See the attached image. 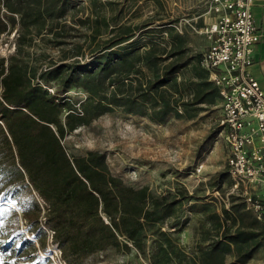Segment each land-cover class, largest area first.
I'll list each match as a JSON object with an SVG mask.
<instances>
[{
	"label": "trees",
	"instance_id": "obj_1",
	"mask_svg": "<svg viewBox=\"0 0 264 264\" xmlns=\"http://www.w3.org/2000/svg\"><path fill=\"white\" fill-rule=\"evenodd\" d=\"M74 1L0 0V38L17 30L16 52L0 56V264H53L28 237L34 235L46 251L48 232L66 264L133 249L148 264H228L230 257L247 264L264 247V227L238 198H231L229 209L218 208L215 198L204 202L209 215L188 248L161 224L182 230L187 221L179 210L203 197L186 189L155 196L149 186L135 187L114 175L105 153L69 152L66 136L114 106L148 116L151 101V117L162 123L170 114L181 115V106L194 117L201 105L220 99L201 66L202 54L189 53V31L169 29V50L151 42L140 53L133 39L147 24L123 21V8L114 0H87L84 16L79 14L85 7ZM69 8L71 22L65 18ZM36 38L58 48L59 57L32 52ZM87 55L92 60L82 62ZM142 66L151 70L145 81ZM188 67L196 77L193 96L173 103L161 89ZM52 83H59L54 93ZM114 84L109 98L100 96ZM72 85L89 92L81 112L63 97Z\"/></svg>",
	"mask_w": 264,
	"mask_h": 264
},
{
	"label": "rangeland",
	"instance_id": "obj_2",
	"mask_svg": "<svg viewBox=\"0 0 264 264\" xmlns=\"http://www.w3.org/2000/svg\"><path fill=\"white\" fill-rule=\"evenodd\" d=\"M114 1L117 2L118 9L123 8V21L147 24L137 31L133 39V46L138 52L147 50L151 42H157L160 48L166 47L169 50V29L180 32L175 25H179L183 32L189 31L191 55L202 54L206 50L208 39L196 33L186 21L193 20L194 24L202 25L207 16L208 0ZM74 3L79 9L85 7L80 16L88 14L87 0H75ZM72 11L73 9L69 8L65 13L68 22H71ZM16 38V29L1 36L0 56L8 57L16 52ZM36 44L31 48L32 52L40 54L44 50L51 58L59 57L58 48L44 44L39 38H36ZM87 57V60L81 58L82 62L92 60L89 55ZM48 60L43 61V66L47 65ZM150 75L151 70L142 66L139 73L141 79L145 81ZM175 77L176 83L166 84L161 89L162 94L173 103L182 104L193 96L191 82L196 77L191 67L183 69ZM116 85L108 86L100 96L109 98ZM52 86L56 89L59 83H52ZM134 90L133 95L136 97L137 90L136 88ZM63 97L74 104L76 111L81 112L89 92L83 87L72 85ZM157 108H161V105ZM201 108L194 117H190L181 106V115L170 114L160 123L151 117L153 114L151 101L147 103L148 116L131 114L126 112L124 107L114 106L110 111L93 119L90 125L70 132L66 136L65 145L70 153L76 155H86L92 150L105 153L114 175L135 187L149 186L155 196L186 189L190 194L203 197L202 202H191L179 210L178 214L187 221L182 230H172L168 222L161 224L164 230L170 231L174 238L189 248L197 240L196 232L200 223L206 221L209 215L210 211L204 204L212 202L213 191L218 184L223 195L228 191L230 183L226 175L227 148L223 141L216 139L221 116L220 99L216 105H201ZM67 112L69 109H65L64 115ZM213 203L220 208L218 200L215 199ZM51 234L48 232L46 251L41 249L34 235L28 237L34 240L42 257L50 258L53 264H62L60 253L56 251V245L52 244ZM83 264H148V262L133 249L132 252L117 253L114 250L98 252ZM228 264H236L234 257H230ZM247 264H264V247Z\"/></svg>",
	"mask_w": 264,
	"mask_h": 264
},
{
	"label": "built area",
	"instance_id": "obj_3",
	"mask_svg": "<svg viewBox=\"0 0 264 264\" xmlns=\"http://www.w3.org/2000/svg\"><path fill=\"white\" fill-rule=\"evenodd\" d=\"M254 4L255 0H208L214 20L193 29L209 41L201 66L219 91L216 139L227 148L229 189L225 195L214 190L213 196L227 209L231 198H238L264 225V88L252 71L255 47L264 34L256 24Z\"/></svg>",
	"mask_w": 264,
	"mask_h": 264
},
{
	"label": "crops",
	"instance_id": "obj_4",
	"mask_svg": "<svg viewBox=\"0 0 264 264\" xmlns=\"http://www.w3.org/2000/svg\"><path fill=\"white\" fill-rule=\"evenodd\" d=\"M253 13H254V17H255V21H256L257 26L259 27L260 31L264 34V0H255V4L253 7ZM206 15L207 16L205 17L204 23L202 25L194 24L192 22L193 20H187L186 22H188V24L190 25V27H192V29H193V26L202 27L205 24H209L214 20L213 14L208 13V11H207ZM184 25H186V24H184ZM180 33H183V31ZM208 46H209V43H208ZM208 46H207V48H208ZM252 71H253L255 77L260 81L262 87L264 88V36L261 39V41L255 47L254 66L252 68ZM261 225L264 227L263 224H261Z\"/></svg>",
	"mask_w": 264,
	"mask_h": 264
}]
</instances>
